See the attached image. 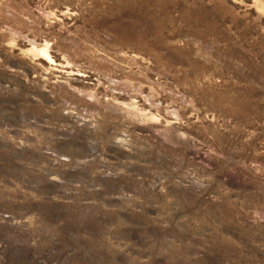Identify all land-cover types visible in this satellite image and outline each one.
<instances>
[{"label":"rangeland","instance_id":"1","mask_svg":"<svg viewBox=\"0 0 264 264\" xmlns=\"http://www.w3.org/2000/svg\"><path fill=\"white\" fill-rule=\"evenodd\" d=\"M0 264H264V0H0Z\"/></svg>","mask_w":264,"mask_h":264},{"label":"bare ground","instance_id":"2","mask_svg":"<svg viewBox=\"0 0 264 264\" xmlns=\"http://www.w3.org/2000/svg\"><path fill=\"white\" fill-rule=\"evenodd\" d=\"M33 49L38 50L39 55L42 56L44 59L52 60L48 53L47 47L33 48Z\"/></svg>","mask_w":264,"mask_h":264}]
</instances>
